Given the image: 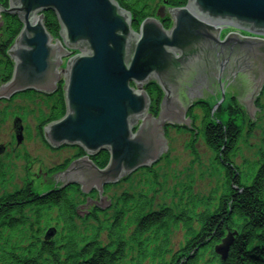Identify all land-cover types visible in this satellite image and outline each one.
Here are the masks:
<instances>
[{
	"label": "water",
	"instance_id": "water-1",
	"mask_svg": "<svg viewBox=\"0 0 264 264\" xmlns=\"http://www.w3.org/2000/svg\"><path fill=\"white\" fill-rule=\"evenodd\" d=\"M8 1L9 8L0 6V11L17 14L23 27L5 51L13 70L9 80L0 82V98L55 93L63 76L65 115L43 125V136L51 147L72 145L86 154L52 175L33 173L43 185L36 197L73 182L82 193H90V187L98 192V200L87 197L76 207L77 216L89 214L80 209L88 203L109 207L102 187L156 163L168 144L163 127L190 129L186 108L203 97L234 98L250 123L258 120L259 109L252 102L264 86V38L237 32L218 37L223 28L264 35V0H188L185 7L158 6L160 21L164 13L172 20L169 29L145 17L139 35L131 28L129 13L114 0ZM48 11L58 21L59 40L47 33L38 15ZM72 51L77 52L69 57ZM150 78L162 90L155 118L147 112L143 90ZM15 134L21 142V133ZM100 151L109 154L103 169L89 160Z\"/></svg>",
	"mask_w": 264,
	"mask_h": 264
},
{
	"label": "trees",
	"instance_id": "trees-1",
	"mask_svg": "<svg viewBox=\"0 0 264 264\" xmlns=\"http://www.w3.org/2000/svg\"><path fill=\"white\" fill-rule=\"evenodd\" d=\"M165 1L174 7L185 5L187 2V0ZM116 2L128 10L130 8L135 10L137 7L140 12H131L135 21L148 16L147 10L140 8V0H116ZM8 19L5 35L7 45L4 44L0 48V55L3 58L8 44L10 45L20 30V23L16 17L9 16ZM43 21L48 34L57 38L59 27L54 14L43 13ZM135 24H132L134 31L137 30ZM163 26L166 27V24ZM5 59L1 60L0 64L3 65L6 73L5 80H9L13 67L9 60L4 62ZM149 91L154 92L159 100V92L155 86L146 88V92ZM55 96L56 100L49 112L48 121L60 120L65 114L61 88ZM200 107L206 114L202 122L206 145L211 151L216 152V162L220 163L219 166L225 176L221 186L223 192L218 196L216 205L204 203L206 208L201 212L180 207L177 214L167 208L159 213L151 212L150 203L144 197L123 194L122 197L117 198L113 207L116 210L114 217L120 216L113 221L112 227L116 229L115 231L110 226H94V223L99 224V220L92 217L83 221L92 224L86 225L83 234H80L76 220L72 217L76 215L74 198L69 199L64 195L68 188L50 192L42 197H34L30 186L25 183L20 190L18 189L19 191L0 196V240L1 237L5 238L4 249L17 259V261L2 260L0 264H123L128 256H132L129 264H141L137 261L147 258L159 264H198L206 255L213 257V247L221 242L226 232L233 230L238 233L230 245L227 257L224 262L216 260L217 263L264 264L262 257L264 256V165L259 168L256 175L250 177L249 187H241L242 185L238 184L240 171L232 163L231 157L237 149V140L240 138L242 127L239 130L232 121L214 126L209 108L204 105ZM230 108L227 113L231 111ZM236 116L238 117V114ZM82 155V151L79 150L78 157ZM108 160L109 156L104 151L91 158L94 165L101 169L107 165ZM147 171L151 172L149 169ZM2 181V169H0V185ZM188 192L193 199L189 189ZM192 203L196 206L198 202L192 200ZM52 204L58 207L60 216L53 225L54 237L50 241H43L42 237L48 228L45 230L40 228L41 222L38 223L39 227L27 228L30 226V220L24 215V211H32L35 220L39 210ZM91 214H97V209L92 210ZM179 220H188L182 223L184 232L194 229L196 235L185 241L178 251L170 253L169 226ZM191 222L195 223L196 227H193ZM49 224L50 222H44V226ZM154 229L155 233L159 234L160 241L153 247L147 248L145 241L154 240L150 235ZM124 234L127 239L121 236ZM14 236L17 237L16 241H12ZM22 238L24 241L19 242ZM1 248L3 247H0V254H7V252L2 253ZM167 256H169L168 260Z\"/></svg>",
	"mask_w": 264,
	"mask_h": 264
},
{
	"label": "rangeland",
	"instance_id": "rangeland-1",
	"mask_svg": "<svg viewBox=\"0 0 264 264\" xmlns=\"http://www.w3.org/2000/svg\"><path fill=\"white\" fill-rule=\"evenodd\" d=\"M1 4L5 5V9H8V3L6 0H2ZM116 2V0H114ZM140 8L142 10H147V15L145 17H151L160 22L161 24H166V27H163L165 30L169 29V26L172 22L168 13H164L163 19L160 21V17L158 18L155 15V11L158 6L171 7L170 4H167L165 0H140ZM118 4V2H116ZM139 3V2H138ZM118 6L122 8L119 4ZM137 6V5H136ZM143 7V8H142ZM176 7V6H175ZM131 14L132 11H138L137 7L135 10L133 9H124ZM43 13H39L38 15ZM3 12L0 11V18L6 17ZM55 16V15H54ZM139 19L137 21L134 18L131 20V28L132 24L135 25L137 30L134 31L137 35H139V25L141 21L145 18ZM56 18V17H55ZM57 20V19H56ZM58 23V21H57ZM44 25V21H43ZM45 27V26H44ZM59 27V24H58ZM60 30V28H59ZM239 31V30H237ZM236 31V32H237ZM223 35L228 34V32L224 29L222 31ZM234 32V31H233ZM48 33V32H47ZM242 34V32L240 33ZM59 36V33H58ZM262 38V37H261ZM60 39V38H58ZM7 45V40L5 35L0 36V48L2 46ZM6 47V46H5ZM77 51H72L69 57L76 54ZM68 57V58H69ZM68 58L62 60L61 68H64L65 62ZM1 62V60H0ZM12 63V62H10ZM13 67V66H12ZM0 65V82H3L4 79V69ZM7 80H4V82ZM152 81L149 84L143 85V90L149 86H155L158 89L159 97L162 96V90L157 86L154 78H150ZM62 87L63 84V76L60 78V82L57 83ZM131 87L136 88L131 84ZM146 93V92H145ZM26 94V93H25ZM25 95H17L15 100L0 102V148H3L5 151L0 154V164H2L4 171L7 173V179L5 183L0 187L1 193H11L17 190L28 179L33 178V183L30 184L36 192H39L43 185L40 183L41 179L36 178L34 174L38 173V170L42 173H47L46 171L49 168L57 167V164L63 163L65 160H71L72 158H77L79 155L78 149H63V150H50L48 149L45 143L42 140V129L44 121H46L48 117V109L47 107L52 104L53 98L51 96H44L42 94H26ZM30 95V96H28ZM64 97V95H63ZM208 98L213 99L215 102H221L223 104L221 107H216V109H221L218 115L222 114L223 117L226 114L223 112L228 106V103L233 104L234 98L226 95H213L203 97L200 100L193 101L192 105L200 107V104L208 101ZM236 100V99H234ZM151 101L156 105V98H153ZM160 99L158 100V102ZM159 108L158 105H156ZM257 108L259 112H255V118L258 119L254 123L250 124L248 130L243 129L242 139L237 147V151L232 158L233 164L240 167V170L246 171L248 174H254L257 170L258 158L262 156L264 158V88L260 95L257 96ZM159 111V109L157 110ZM148 113L151 114V118L157 117L152 113L151 109L148 108ZM190 111H187L184 119H191ZM213 113L215 114V110L213 109ZM194 115V113H193ZM21 117L22 124L24 126V133L22 134V140L20 144H16L13 129H12V121L14 117ZM197 117L196 124H198ZM247 115L245 110H241L238 113V119L244 120V125L249 124L247 119ZM249 120V119H247ZM141 121H139L136 127L133 129V133L136 131ZM181 129L172 130L171 128L167 129L163 127V132L168 140V148L166 152V157L161 161H158L156 165L151 169V173H145L143 171H137L135 174L129 176L128 180L125 181V184L117 188H111L106 192V196L110 198H116L122 191L129 192H138L139 190H146L152 186H155L159 193L154 195L155 203H163L167 205H173L176 201L175 199L179 196V191L181 184L188 182L191 178H193V189L192 193L195 198L199 199H207L211 197V193H207L212 189L216 184L220 183L221 174L219 172L211 173V164L212 156L211 153L202 145V142L198 140L194 147L196 152V158L190 156L189 151L186 149V145L188 144L189 136L187 132L180 131ZM247 132V134H245ZM43 143V144H42ZM5 147V148H4ZM193 149V150H194ZM262 151V153L260 152ZM57 151V152H56ZM102 152V151H100ZM108 154L107 151H104ZM86 155V154H84ZM109 156V154H108ZM91 156L89 160L91 161ZM261 160V159H260ZM109 161V160H108ZM92 162V161H91ZM247 162V163H246ZM263 162V161H262ZM93 163V162H92ZM94 164V163H93ZM249 167H247V165ZM97 169H100L97 165H94ZM219 171V170H217ZM145 173V174H144ZM134 194V193H133ZM80 198H75V201H81ZM215 201L213 202V206L215 205ZM182 207V205H181ZM90 209V208H89ZM83 209L82 211H84ZM30 216V215H29ZM27 214V217H29ZM31 218V217H30ZM50 215L48 217L45 216L44 219H50ZM52 222V221H50ZM48 223V222H47ZM92 224L90 222L84 223L81 220H76V225L79 229V233L83 234V230L86 225ZM41 225L44 226V222H41ZM87 231V230H86ZM183 245V231L180 228H176L171 231L170 234V250L172 252L176 251L180 246ZM213 257H204L205 264H216ZM122 264V263H121ZM123 264H129L128 260H126Z\"/></svg>",
	"mask_w": 264,
	"mask_h": 264
},
{
	"label": "bare ground",
	"instance_id": "bare-ground-1",
	"mask_svg": "<svg viewBox=\"0 0 264 264\" xmlns=\"http://www.w3.org/2000/svg\"><path fill=\"white\" fill-rule=\"evenodd\" d=\"M7 1V3H8V8H9V1L8 0H6ZM188 1V0H187ZM0 2H3L2 0H0ZM141 2V1H140ZM186 4H187V2H186ZM186 4L185 5H179V6H176V7H185L186 6ZM0 6L1 7H3L4 9H5V5L4 4H1L0 3ZM171 8V7H170ZM48 12H50V11H48ZM129 13V12H128ZM163 15H165V14H163ZM6 17H4V18H2L1 20H2V25L0 26V36H2V35H6V31H7V27H8V21H9V19H8V17L9 16H11V17H16L17 19H18V21H19V23H20V29L23 27V23H22V21L20 20V18L17 16V14H12V15H9V14H7V15H5ZM157 17L159 18L160 16H158L157 15ZM129 18H130V20H132L134 17H133V13H129ZM159 24L162 26V27H164L163 26V24H161L160 22H159ZM226 30L228 33L229 32H236L237 30H239V31H237V33H241L242 32V34H244V35H248V36H254V37H259V38H264V35H257V34H252V33H249V32H246V31H243V30H240V29H237V28H223V29H221L222 31L223 30ZM220 32V34H219V39L220 40H222L227 34H225V35H223L222 33L223 32ZM51 36V35H50ZM52 37V36H51ZM52 38H55V37H52ZM59 38V36L56 38L57 40H59L58 39ZM54 40H52L51 41V43L52 44H54ZM4 58L2 57V55H0V60H3V59H5L4 60V62L5 61H7V60H9V62H11V60H10V58L8 57V55H6V54H4ZM1 63V62H0ZM1 65V64H0ZM2 67H3V65H1ZM2 69H4V68H2ZM2 74H4V79H3V82H4V80H5V78H6V73L5 72H2ZM12 77V74H11V76H10V78ZM9 78V79H10ZM56 88H57V91H58V89L59 88H61L62 89V87L60 86V85H56ZM147 88H149V86L147 87ZM263 88H264V86L261 88V90L259 91L260 93L258 94V95H260L261 94V92H262V90H263ZM132 89H134V88H132ZM57 91L55 92V93H51V94H49V95H47V94H43V93H35V92H25L26 94H30V95H33L34 93L35 94H42V95H44V96H51L50 98H53V102H52V104L51 105H49L48 107H47V109H48V111L50 112L51 110H52V106H53V104H54V102H55V98H56V93H57ZM145 92H146V89H145ZM25 93H18V94H16V95H14V96H12V97H10V98H8V99H5V98H0V102H6V101H12V100H15V98H16V96L17 95H25V96H27ZM30 95H28V96H30ZM146 95H147V98H148V108H150L151 109V111H152V113H154V115H157L158 114V109L159 108H157V106L156 105H158L159 106V102H158V98L155 96L156 94L154 93V92H152V91H149V92H146ZM221 96H223V95H221ZM62 97H63V90H62ZM209 97V96H208ZM153 98H156V105L154 104V102L153 101H151ZM160 99V98H159ZM232 99V98H231ZM233 100V104H230V103H228L230 106H231V108H230V110H232V111H230V112H226V114H224L225 116L223 117V115L222 114H220V115H218L217 113H219L220 112V110L222 109V106H223V104L221 103V102H215L213 99H211V98H208V101H206L205 103H202V104H200V106L201 105H204V106H206L207 107V109L209 108V112L211 113V114H209L210 116H212L211 117V120H212V122H213V124H214V126L215 125H219V124H221V125H223L224 123H226V122H228V121H232L233 123H234V125L237 127V128H239V130L241 129V127L244 125V120H240V119H238V117L236 116L235 117V115L236 114H238L239 113V111H241V110H243L244 108L242 107V105L239 103V101L238 100H234V99H232ZM63 101H64V97H63ZM193 103H191L190 105H189V107H187L186 109H187V111H190L189 112V114H191V122H190V129H188V128H185V127H183V126H181V125H165V127L167 128V129H169V128H171L172 130H177V129H181V131H185V132H187V134H188V136H189V142H188V144H189V146H187L186 145V149L188 150V151H193V149H194V147H195V145H196V142L198 141V140H200L201 142H202V145L203 146H205V148L211 153V156H212V163L213 164H211V166L209 165V167L211 168V173L212 172H218L217 171V165H216V152H214L213 150L211 151V149H209L208 147H207V145H206V138L204 137V129H203V117L206 115L205 114V112H204V110H203V108H201V107H197V106H195V105H192ZM252 104H253V106L255 107V108H257V98H256V100L254 99L253 100V102H252ZM64 105H65V101H64ZM216 107H221V109H216ZM213 109L215 110V114L213 113ZM49 112H48V117H49ZM208 112V113H209ZM231 112H233V114L231 113ZM193 113H194V115H193ZM65 115V114H64ZM247 115V114H246ZM48 117H47V119H46V121H44V124H48V123H50V122H53V121H48ZM197 117H200L198 120V124H196V119H197ZM248 119V118H247ZM247 119H246V121H247ZM249 121V120H248ZM249 123H250V121H249ZM250 124H252V123H250ZM19 128H20V130H19ZM12 129H13V133H21V134H23L24 133V131L26 130V128L24 129V126H23V124H22V118L21 117H18V116H16V117H14L13 118V121H12ZM17 130V131H16ZM240 133H243L242 131H240ZM130 134L132 135V134H134L133 132H130ZM164 136H165V133H164ZM241 136H242V134H240V138H239V140H237L238 141V143H240V141H241ZM14 137H15V135H14ZM42 140H43V143H45L46 145H44V146H46L48 149H50V150H52V151H54V150H58V151H60V150H63V149H69V148H72V149H78V150H80V151H82L80 148H78V147H76V146H72V145H65V146H61V147H59V148H54V147H51L50 146V144L49 143H46V141H45V139H44V136H43V132H42ZM165 138H166V136H165ZM167 139V138H166ZM15 141H16V138H15ZM168 141V140H167ZM42 143V144H43ZM192 143L194 144V145H192ZM16 144H20V143H17L16 142ZM2 148V147H1ZM5 148V147H4ZM167 148H168V144H167ZM167 148H166V150H167ZM3 149V148H2ZM195 150V149H194ZM4 151H5V149H4ZM3 151V152H4ZM236 151H237V149H236ZM235 151V152H236ZM2 152V153H3ZM57 152V151H56ZM214 152V153H213ZM260 152L262 153V151L260 150ZM2 153H0V154H2ZM82 153H83V155L85 154L83 151H82ZM86 156V155H85ZM94 157V156H93ZM163 158H162V156H160L159 158H158V160L156 161V163L158 162V161H161ZM261 159V160H260ZM264 160V158H262V156L261 157H259L258 158V162H260L258 165H257V170L255 171V175H256V172L259 170V168L261 167V166H263L264 165V162H262ZM70 161V160H69ZM68 160H65L63 163H61V164H57V167L55 168V167H53V168H49L46 172L47 173H45L46 175H52V174H54V173H56V172H58V171H61V170H63L64 168H65V166L68 164V162H69ZM156 163H154L153 165H151L150 166V168H142V169H138V170H136L134 173H132V174H135L137 171H144V170H147V169H149V170H151V168H153L155 165H156ZM247 163V162H246ZM218 164V167L220 168V163L218 162L217 163ZM247 165V164H246ZM247 167H249L248 165H247ZM0 169H2V179H3V181H2V183H1V185H0V187L5 183V180L7 179V173H6V171H4V168H3V166H2V164H0ZM220 170L222 171V169L220 168ZM146 173V172H145ZM144 173V174H145ZM219 173H220V171H219ZM132 174H130V175H132ZM130 175H128V176H125V177H123V178H121V179H119L117 182H115V183H110V184H107V185H105V186H103L102 187V189H101V191H100V193H101V196L102 197H105V198H107L108 200H112V201H114V202H116L117 200H116V198L117 197H122L123 196V194H126V195H131L132 194V192H129V191H122L118 196H116V198H110V197H107L105 194H106V192L109 190V189H111V188H117V187H119V186H121L122 184H125L126 182L125 181H127L128 180V178H129V176ZM224 175V174H223ZM223 175H221V183H223L224 182V177L225 176H223ZM33 178L32 179H27L26 180V182H30V183H28L27 185H29L30 186V188H31V191H32V195L34 196V197H36L35 196V194L36 193H38V192H36L34 189H33V187L30 185V184H32L33 183ZM190 180H193V178H191ZM251 179H250V177H249V175H248V173H246V171H240V175L238 176V184L241 186V187H249L250 186V183H249V181H250ZM193 183V181L191 182V184ZM193 185V184H192ZM220 185V183L219 184H216L214 187H212V189L211 190H209L207 193H211V195L213 196V197H216L217 195H221L222 194V192H223V188L221 187V186H219ZM194 186H192L191 188H193ZM66 188H68L66 191H65V196L66 197H68L69 199L70 198H74V202H75V204H76V206H75V208L77 207V206H79V205H81V204H83L84 202H85V200H86V198L88 197V198H91L92 200H98V192H97V190H95L94 189V187H90V189H91V192L90 193H82V192H80V189H79V185L78 184H76V183H73V182H70V183H67L65 186H63V187H61L60 189H58V190H55L54 192H57V191H60V190H65ZM19 190H20V188H19ZM18 190V191H19ZM160 191H158V189L155 187V186H152V187H150V188H148V189H146V190H144V191H142V192H133V193H136L135 195L136 196H138V197H144L147 201H149V208L151 209V212L153 211V212H162V209H164V208H167V209H170L171 210V212H173V213H178L177 211H178V209H179V207H176L175 205H167V204H163V203H155L154 202V195L155 194H157V193H159ZM4 193H1L0 194V196H2ZM46 195V194H45ZM45 195H42V196H45ZM42 196H39V197H42ZM82 198L81 199V201H78V202H76L75 201V198ZM192 200L193 199H191V198H187V197H184V198H182V200H181V205H182V207L184 208V209H191L193 212H201V211H203V210H205V208H206V206L203 204V203H197L196 204V206H195V204H193L192 203ZM86 207H88V208H90V209H97V214H91V213H89L87 216H85V217H79V216H77V215H75V216H72L73 218H75V220H81V221H86L87 219H91L92 217H96L98 220H99V224L97 225V223H94V226H96V227H102V226H110L111 227V229L113 230V231H115L116 229L115 228H113L112 227V225H113V221H115V219H118L120 216H117L116 218L114 217L115 215V212H116V210H114L113 209V207H114V203H112V202H110V205H109V207H107V210L105 209V208H99V207H96L93 203H88L87 205H86ZM88 212V211H87ZM38 213H40V214H38ZM38 213H36V215H37V218L34 220V217H32L33 215H34V213L32 212V211H29V210H25L24 211V215L27 217V214H28V216H29V220H30V226H28L27 228H36V227H39V224L38 223H40V222H50V221H52V222H50V224L49 225H47V226H43V225H41L40 226V228H42V229H47L45 232H48L49 230H50V228L51 227H53V225H54V223H55V220H59V216H60V211H59V209H58V207L57 206H55L54 204H52V205H50L49 207H47V208H44L43 210H39L38 211ZM39 215V216H38ZM50 215V219H48V220H46V219H44L45 218V216L46 217H48ZM20 216H22V215H20ZM31 217V218H30ZM167 220V219H166ZM188 220H184V221H182V220H179L177 223H175V224H170V226H169V231H168V235L169 234H171V231H173L174 229H176V228H179V226H182L183 227V222H187ZM191 224H192V226L193 227H196V224L195 223H193V222H191ZM50 227V228H49ZM24 229L26 228V226L25 227H23ZM55 229V228H54ZM33 230H37V229H33ZM153 232L152 233H150V235H152V238L154 239V240H151V239H149V240H151V241H145V242H147L145 245H147V248L149 247V248H151V247H153V245L154 244H156V243H159V241H160V238H159V234L158 233H155L156 232V230L154 229V230H152ZM157 231H159V230H157ZM237 231L236 230H233V232H226V234H225V236L223 237V239H222V243H218L217 245H215L214 247H213V258L215 259V260H217V261H219V262H224L225 261V259H226V257H227V254H228V250H229V248H230V245L232 244V241H233V239L237 236ZM258 234V233H257ZM195 235H196V233H195V230L194 229H189V230H187V232H183V243H185V241H187V240H189V238H192V237H195ZM259 235V234H258ZM122 237H126V235L124 234V235H121ZM128 236V235H127ZM16 237V236H15ZM144 237H141V239H143ZM125 239H127V238H125ZM80 240H81V238H80ZM24 241V238H22V239H19V242H23ZM169 241H170V239H169ZM170 243V242H169ZM5 238L4 237H1V240H0V247H3V248H1V252L3 253V252H7V254H4V255H1L0 254V261H2V260H13V261H17V259L15 258V257H13V256H11L10 255V252L8 251V250H6V249H4V246H5ZM11 246H13V245H11ZM222 246H224V247H222ZM261 248V247H260ZM260 248H259V250H260ZM222 252L223 253H226L225 254V257H224V259L222 258ZM261 257V256H260ZM262 257H264V256H262ZM137 262H139V263H141V264H159V262H157L156 263V261H153V260H150L149 258H147V259H144V260H138Z\"/></svg>",
	"mask_w": 264,
	"mask_h": 264
}]
</instances>
